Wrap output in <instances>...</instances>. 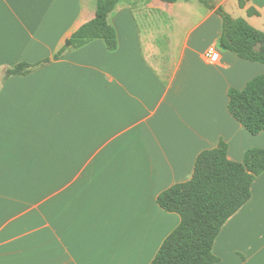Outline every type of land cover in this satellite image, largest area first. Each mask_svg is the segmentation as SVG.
Here are the masks:
<instances>
[{"label":"crops","instance_id":"1","mask_svg":"<svg viewBox=\"0 0 264 264\" xmlns=\"http://www.w3.org/2000/svg\"><path fill=\"white\" fill-rule=\"evenodd\" d=\"M94 2L0 0V264H149L180 222L159 193L220 141L237 162L264 148V131L228 110L229 89L264 64L220 45L216 12L264 32V0H119L115 50L96 39L6 76L69 47ZM213 253L214 264H264V171Z\"/></svg>","mask_w":264,"mask_h":264},{"label":"trees","instance_id":"2","mask_svg":"<svg viewBox=\"0 0 264 264\" xmlns=\"http://www.w3.org/2000/svg\"><path fill=\"white\" fill-rule=\"evenodd\" d=\"M175 2L176 0H162ZM213 7L208 0H200ZM119 0H95L94 15L82 23L51 58L33 64L19 62L6 70V76L26 75L32 69L60 58L68 48L76 49L102 39L106 48H117V34L109 23L110 12ZM243 6V0H238ZM216 12L222 21L220 45L245 60L264 64V32L249 25L243 18H233L223 8ZM248 13H251L248 10ZM228 110L252 135L264 131V74L247 82L243 89L230 88ZM228 145L220 141L196 158L192 177L163 190L157 204L166 212L179 215L180 222L163 240L149 264H214L219 258L213 245L224 223L251 196L254 178L264 171V148L246 150L240 162L227 156Z\"/></svg>","mask_w":264,"mask_h":264},{"label":"built area","instance_id":"3","mask_svg":"<svg viewBox=\"0 0 264 264\" xmlns=\"http://www.w3.org/2000/svg\"><path fill=\"white\" fill-rule=\"evenodd\" d=\"M217 57H218L217 52H215V51H211L210 52V58H211V60H216Z\"/></svg>","mask_w":264,"mask_h":264}]
</instances>
